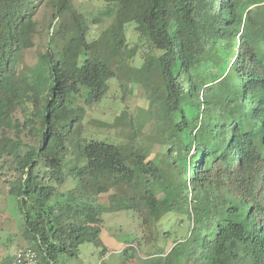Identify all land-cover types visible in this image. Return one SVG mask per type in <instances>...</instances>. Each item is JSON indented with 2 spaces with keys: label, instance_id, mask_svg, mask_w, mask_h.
Returning a JSON list of instances; mask_svg holds the SVG:
<instances>
[{
  "label": "trees",
  "instance_id": "obj_1",
  "mask_svg": "<svg viewBox=\"0 0 264 264\" xmlns=\"http://www.w3.org/2000/svg\"><path fill=\"white\" fill-rule=\"evenodd\" d=\"M55 3L59 38L83 57L67 62L50 48L32 68L18 66L33 46L40 6ZM100 13L111 23L99 40L72 0H0V162L11 161L16 199L32 250L45 264L74 258L85 243L101 245L98 206L84 199L118 189L113 211H135L147 230L178 213L167 232L174 244L166 264H264V0H114ZM99 21V20H97ZM135 26L150 49L144 67L149 91L161 98L158 122L178 120L164 137L165 163L182 180L163 181L146 151L127 159L117 145L80 139V163L66 170L70 136L84 117L82 104L100 103L127 48L125 29ZM20 88L24 90L20 95ZM15 99L24 119L12 111ZM132 125V121L130 122ZM39 139L24 147L22 134ZM69 179L82 188L66 197ZM91 194V193H90ZM54 199L55 202H54Z\"/></svg>",
  "mask_w": 264,
  "mask_h": 264
},
{
  "label": "rangeland",
  "instance_id": "obj_2",
  "mask_svg": "<svg viewBox=\"0 0 264 264\" xmlns=\"http://www.w3.org/2000/svg\"><path fill=\"white\" fill-rule=\"evenodd\" d=\"M114 0H72L73 8L82 16L87 25V40H99L102 32L108 28L111 18L101 16ZM55 3L40 6L36 15L38 23L33 46L22 55L18 70L26 65L34 67L50 48L63 50L67 62L81 65L83 57L71 45L56 38L51 45L55 25ZM99 20V21H97ZM127 48L119 69H115L116 77L108 82V90L104 99L91 107L82 104L84 117L78 123L70 136V148L66 158V170L74 169L80 163V139H94L115 144L123 153L125 159L132 152L146 151L158 163L163 181L158 183L156 193L162 196L165 186L178 184L182 180L180 170L165 163L164 137L168 124H174L178 118L167 112L166 120L158 122L161 113V98L157 93L149 91L146 86L150 74L144 67V58L150 54L149 47L141 42L139 33L132 24L125 29ZM20 95L24 90L20 88ZM12 111L18 119H24L23 107L19 99H15ZM132 121V125L131 122ZM24 147L20 151L23 156L28 146H37L39 139H33L22 134ZM17 177L14 167L9 160L0 162V264H12L14 254L18 249H24L31 243L26 236L22 215L18 211L16 199L11 197L10 182ZM58 201L63 202L68 195L75 191L81 196L82 188L77 189L76 183L69 181L59 188ZM91 193V194H90ZM118 189L107 193L97 194L89 191L83 197L99 207L103 220L101 245L85 243L79 247V254L74 258L59 256L58 264H166V256L174 244V235L167 236L173 231L179 221L178 213L168 214L162 218L158 227L147 230L142 217L135 211H113L110 201L114 195H119ZM56 199H54L55 202Z\"/></svg>",
  "mask_w": 264,
  "mask_h": 264
},
{
  "label": "built area",
  "instance_id": "obj_3",
  "mask_svg": "<svg viewBox=\"0 0 264 264\" xmlns=\"http://www.w3.org/2000/svg\"><path fill=\"white\" fill-rule=\"evenodd\" d=\"M13 264H45L39 261V258L35 252L28 249L16 254Z\"/></svg>",
  "mask_w": 264,
  "mask_h": 264
}]
</instances>
